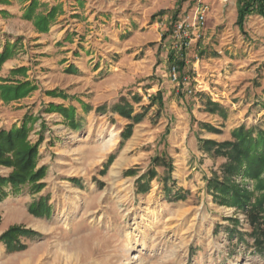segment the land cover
I'll use <instances>...</instances> for the list:
<instances>
[{"label":"rangeland","instance_id":"rangeland-1","mask_svg":"<svg viewBox=\"0 0 264 264\" xmlns=\"http://www.w3.org/2000/svg\"><path fill=\"white\" fill-rule=\"evenodd\" d=\"M102 1L106 17L112 14L122 17L120 22L113 19L112 27L121 23L122 31H126V26L133 29L125 34L121 31L124 39L141 35L127 45L130 50L115 52L113 48L108 58L104 56L103 76L98 80L106 79L107 87L102 91L111 92L109 67L126 61L128 67L134 66L132 70L138 76L117 93L139 95L141 103L148 107L144 108L146 116L139 123L132 121L133 133L138 131L125 142L128 134H120L119 128L126 121L119 122L109 108L116 94L106 95L104 103L98 104L100 107L95 105L91 111L81 109L77 125L56 120V116L49 118L52 115L49 109L40 108L42 114L33 116L48 101L44 93L50 89L49 74L35 60L40 54L33 38L22 35L25 48L17 52V67L0 83V122L6 127L0 129L26 124L28 141L37 147L36 168H44L41 180L44 187L34 192L25 184L19 197L13 196L18 191L5 189V194L10 193L8 200L19 202L22 210L8 215L11 224L1 232L7 212L0 209V235L11 226L38 234L19 236L18 243L24 249L15 251H8L0 241V264H264V246L254 241L261 238L259 232L264 241L262 222L254 230L247 221V212L223 205L208 186L212 179L224 178L222 167L228 160L215 153V146L199 150L196 142L199 137L205 145V141L214 142L203 138L202 130L213 133L220 130L207 122L210 117L204 118V122L198 120L194 101L176 95L165 76L174 54L180 60L185 57L200 67L203 65L200 77L203 82L196 92L215 101L207 100V104L215 106L214 112L225 109L229 115L226 120H218L230 129L225 141H232V131L240 126L264 129V17L252 13L238 26L237 5L235 13L228 10V0ZM201 3L209 6L205 29L182 56L166 37L181 18L178 16L191 13ZM30 6L27 10L34 11V19H29V14L23 15L24 19L33 21L35 32L48 31L47 23L53 14L44 15L43 10L37 12ZM95 37L104 39L102 33ZM190 52L196 53L198 61ZM15 54L16 50L6 45L0 54L4 59L0 68ZM24 57L28 64L22 65ZM207 69L210 70L205 74ZM26 77L30 81L24 80ZM7 87H17L18 95L12 97L11 93V97L4 98L2 93ZM71 87H67L68 91L78 96L93 95L97 90ZM155 95L161 106L156 100L150 104ZM221 99H225L222 104L218 101ZM73 103L80 107L79 100ZM39 118L42 120L37 122ZM112 133L114 145L103 148ZM117 158L121 166L119 161L114 163ZM116 163L113 169L116 177L111 179ZM193 166L194 175L189 173ZM153 167L157 176L148 190L137 194L136 177H128L124 172L133 169L140 174ZM10 171V167L0 166V174L7 176ZM167 174L173 178L167 186L175 193L167 194L163 189V177ZM230 181L252 193V201L261 194L254 190L256 181L241 174L231 176ZM178 192L180 195L176 196ZM40 207L41 216L30 211ZM17 258L22 261L17 262Z\"/></svg>","mask_w":264,"mask_h":264},{"label":"crops","instance_id":"crops-1","mask_svg":"<svg viewBox=\"0 0 264 264\" xmlns=\"http://www.w3.org/2000/svg\"><path fill=\"white\" fill-rule=\"evenodd\" d=\"M31 2L32 5L30 6ZM101 2L103 1L96 0V3H94V0H0V54L3 52L6 45L7 47L9 46L13 50H16V54L5 60L0 68V83L3 78L8 76L10 70L17 67L15 66L18 56L17 52L22 50V48H25V37L23 38L22 35L24 34L29 38H33L32 43L36 44L35 48L36 50L39 49L37 52L40 54L35 60H38L40 65L42 63L46 67V72L49 74L48 86L50 87V89L47 90L48 92L44 93V97L48 100L46 101L47 103L40 105L39 108L33 112V116H37L42 109H49L52 113L49 118L56 116V120L64 119L65 122L70 121L72 126L77 125V120L81 116L79 112L81 109L85 112L91 111L94 107H97L95 105L104 103L106 95L116 94L117 98L116 100H113L109 108L110 113L117 118L119 122L126 121L122 124V127L119 128L120 134H128V138L123 140V142H125L129 140L131 136L133 138L138 131L136 130L133 133L135 124L132 127V121L134 123H139L143 120L146 116L145 109L148 107H146L144 103H141L139 95L134 93H128L127 95L122 93L118 94L117 91L119 92V90L124 86L134 82L135 77L138 75L134 70H132L134 69V66L133 68L130 65L128 67L126 61L123 60L116 63V65H111L108 69V76L112 77L109 78L112 83L108 85L111 92L102 91L103 88L107 87L105 85L107 83H104L106 79H98L103 76L101 72L102 69H104L102 67L104 64V56L108 58L113 48L117 50L115 52L130 50V47L127 45L129 43L132 44L131 42L133 40H139L141 35L138 33L130 40L124 39L122 33L125 34L126 31H131L133 29L126 26V31H122L121 23H116V26L112 27L114 23L112 20L115 19L117 22H120L118 20H121L122 17H117L113 14L106 17V9L104 4ZM68 5L73 7H68ZM236 5L237 0H228L226 8L228 10L233 9L235 13ZM29 6L33 7V10L37 12H41V10H43L42 14L44 15L53 14V19H49L47 23L48 31L37 33L34 31L33 21L24 19L23 15L25 16L27 14H29V19H34V11L28 12L27 10ZM71 9H77L78 11L71 12ZM180 17L181 15L178 16V19ZM105 18L109 21H106ZM128 21L129 20L126 19V22ZM104 22L106 24H104ZM91 28L93 29L92 31L87 30ZM101 33L103 34L104 39L95 37ZM83 34L85 36L80 37V35L82 36ZM77 38L80 39L79 42ZM121 39L125 41L122 43L120 41ZM166 39L167 41H170V35H168ZM190 55H192L193 58L197 56L196 53L192 54L191 52ZM23 59L24 63L21 64H28L27 59L25 57ZM173 59V62H170L167 68L165 76H167L169 82L172 84L174 92L180 97H191L194 101V111H196L199 115L198 120L204 122V118L210 117L211 121L207 122H210L209 124L215 129L220 130L214 131V133L202 130L204 132L203 138L214 142L228 140L230 136V129L223 127L220 125L221 122H218L220 118L224 120L229 118V115H226V110L221 109L214 112L213 110H215V106L213 104H207V100H210L213 103L215 101L209 99L204 93L196 92V87L201 84L200 82H203V80H200L203 73L201 69L203 65L200 67L199 63L192 62L193 60L189 61L185 59V57L180 60L176 54L173 55ZM172 65H175L177 69V76L179 79L178 85L172 82L169 78V69ZM18 66L20 67L21 65ZM209 70L210 69H207V71L204 70L205 74H207ZM27 72H29L28 68ZM183 79H187V81L183 82ZM24 80L30 81L29 77H26ZM32 84L34 83L32 82ZM60 85H64V87L62 86L64 89L61 88ZM71 86L87 91L93 88H97V90L95 89L92 92L93 95L83 93L81 97L78 96V93L68 91V88ZM154 98L156 99H152L150 104H154V100H156L155 102L161 106L160 98L157 95H155ZM78 100L80 103H78ZM73 101H76L80 107L76 108L77 106L73 103ZM218 101L222 104L225 102V99ZM39 103H41V101H39ZM98 106L100 107V105ZM56 112L61 113V115ZM231 113L233 114L232 111ZM41 120L42 119L39 118L37 119V122ZM42 124L48 125L44 122H42ZM16 125L19 126L20 122ZM0 127L6 129L5 126H2L1 122ZM200 138L201 137H199L196 142L197 148L199 150H202V148H208L209 145H205ZM116 161H119L121 166L120 159L117 158L114 163ZM155 168L156 167H153L140 174H137L133 169L124 172L128 177H136L135 184L137 194L148 190V185L157 176ZM118 169L116 171H118ZM189 173L192 175L196 173L194 172V166L191 168V172ZM0 175L5 176L6 174ZM171 179L173 178L168 174L163 177V189L167 194L175 193L170 186H167V182ZM24 187L25 186L20 187L18 192L13 194V196H21ZM9 189L10 188L7 190ZM179 195L180 192L176 193V196ZM9 197L10 193L7 192L0 202V209L4 208L7 212V217L5 218L4 223L1 224V232L11 224V221H8V215L16 210H22V205L19 202L13 203L9 201ZM28 217L35 220V218L30 214H28ZM32 237L35 236L32 235ZM17 259V262L22 261L19 260V258Z\"/></svg>","mask_w":264,"mask_h":264},{"label":"trees","instance_id":"trees-1","mask_svg":"<svg viewBox=\"0 0 264 264\" xmlns=\"http://www.w3.org/2000/svg\"><path fill=\"white\" fill-rule=\"evenodd\" d=\"M252 13L264 17V0H238L236 24L242 26L245 17ZM3 60V56H0V63ZM17 91V87H7L2 96L11 97L12 93V97H15ZM28 134L29 128L25 123L9 130L0 129V166L11 168L7 176H0V201L5 196L6 188L17 192L21 186L29 184L32 191L39 192L44 187L41 182L44 168H36L37 147L28 141ZM231 136L232 141L218 144L205 141L209 147H216L215 153L224 155L228 160L222 167L224 178H214L208 182V186L223 205L247 212V221L255 230L259 222L264 225V129L240 126L232 131ZM236 174L255 180L254 190L261 194L252 201V193L231 184L230 177ZM30 211L35 216L43 215L41 207ZM37 234L20 226H11L0 235V241L8 251H15L24 249V245L18 243L19 236ZM259 235L261 238L254 241L261 247L264 246L262 232Z\"/></svg>","mask_w":264,"mask_h":264},{"label":"built area","instance_id":"built-area-1","mask_svg":"<svg viewBox=\"0 0 264 264\" xmlns=\"http://www.w3.org/2000/svg\"><path fill=\"white\" fill-rule=\"evenodd\" d=\"M227 0H223L226 2ZM209 12V6L206 3H201L189 14L182 15L181 18L173 25L170 34L171 43L176 52L182 53L188 50L192 42L201 38L202 32L205 29L206 17ZM198 61L197 56L195 57ZM169 78L172 82L179 84L177 69L172 65L169 69ZM186 82L187 79H183Z\"/></svg>","mask_w":264,"mask_h":264},{"label":"bare ground","instance_id":"bare-ground-1","mask_svg":"<svg viewBox=\"0 0 264 264\" xmlns=\"http://www.w3.org/2000/svg\"><path fill=\"white\" fill-rule=\"evenodd\" d=\"M113 138H114V136H113V133H112L111 136L108 138V140L105 141L103 148L106 149V148H109V147L113 146L114 145ZM116 166H117V163L114 165V167L112 168V172L110 173V178L111 179H114V177H116V174L113 171V169H115Z\"/></svg>","mask_w":264,"mask_h":264}]
</instances>
